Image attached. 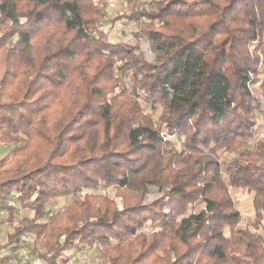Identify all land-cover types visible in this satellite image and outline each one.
I'll list each match as a JSON object with an SVG mask.
<instances>
[{
    "label": "trees",
    "instance_id": "obj_1",
    "mask_svg": "<svg viewBox=\"0 0 264 264\" xmlns=\"http://www.w3.org/2000/svg\"><path fill=\"white\" fill-rule=\"evenodd\" d=\"M126 8L153 61L108 39L94 0H0V142L18 144L0 159V211L11 220L14 191L33 211L0 264L24 233L40 238L43 264L76 247L106 264H264V141L249 140L264 114V0ZM148 185L163 191L143 202ZM99 187L115 198L83 192ZM239 189L255 229L240 226ZM55 198L68 202L48 216Z\"/></svg>",
    "mask_w": 264,
    "mask_h": 264
},
{
    "label": "rangeland",
    "instance_id": "obj_2",
    "mask_svg": "<svg viewBox=\"0 0 264 264\" xmlns=\"http://www.w3.org/2000/svg\"><path fill=\"white\" fill-rule=\"evenodd\" d=\"M100 7L101 17L98 22L100 29L104 30L108 34V39L110 41H126L127 43L134 44L138 43L140 51L143 53L144 57L153 61L155 59V51L150 47L149 41L145 37L136 38L133 35V32L137 29V24L135 21L130 20L125 16L127 12L126 0H94ZM140 3L149 2L150 0H137ZM115 23L112 22V19L117 18ZM261 76V75H260ZM252 90L257 92V89L252 86ZM145 111L151 113V115L156 119L160 113V107L155 111H151L150 106L140 99ZM250 145L254 144L256 141H264V114H258L257 116V131L250 137ZM18 144L13 143H1L0 142V159L8 160L12 153L15 151V148ZM219 155L223 156L224 153L219 151ZM115 189L113 187L108 188H86L83 192L89 193L92 195L105 192L108 197L115 198ZM162 189L156 185H148L147 191L143 197V202L150 201L155 199L162 194ZM19 195L18 192H13L7 200V207H13V212L11 215V220L8 219V211L2 209L0 211V244L4 243L7 238V234L10 233L13 229V226L22 216L31 217L33 211L22 207L16 198ZM231 195L235 201L236 207L240 212L241 227H248L250 229H255L253 218L254 212L252 207V194L247 192L244 189H239L231 192ZM68 202V198H55L51 199L46 205V211L48 216L51 215L54 211L61 208ZM142 230L147 233V235L152 231L151 226L146 224ZM258 231L264 237V228L259 227ZM139 232V230H138ZM87 249V248H86ZM84 249L79 252V248L75 250L71 249L66 252L65 255L68 257V261L65 264H106L103 258L99 255L98 248H92L90 250ZM10 248L2 249L0 253L10 252ZM43 251V247L40 242V238L32 233H24L20 238V241L17 245V248L14 253L17 254V259L13 260V264H43L42 259L39 257V253ZM78 254V258H77Z\"/></svg>",
    "mask_w": 264,
    "mask_h": 264
},
{
    "label": "built area",
    "instance_id": "obj_3",
    "mask_svg": "<svg viewBox=\"0 0 264 264\" xmlns=\"http://www.w3.org/2000/svg\"><path fill=\"white\" fill-rule=\"evenodd\" d=\"M161 135H162V136H164V133H163V132H161ZM83 250H84V248H82V247H81V248H79V252H81V251H83ZM83 252H84V251H83ZM77 258H78V254H77Z\"/></svg>",
    "mask_w": 264,
    "mask_h": 264
},
{
    "label": "crops",
    "instance_id": "obj_4",
    "mask_svg": "<svg viewBox=\"0 0 264 264\" xmlns=\"http://www.w3.org/2000/svg\"><path fill=\"white\" fill-rule=\"evenodd\" d=\"M15 264V263H14Z\"/></svg>",
    "mask_w": 264,
    "mask_h": 264
}]
</instances>
